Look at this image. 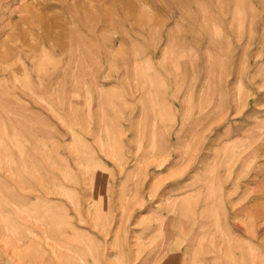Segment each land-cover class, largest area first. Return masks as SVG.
Returning <instances> with one entry per match:
<instances>
[{
	"label": "rangeland",
	"instance_id": "1",
	"mask_svg": "<svg viewBox=\"0 0 264 264\" xmlns=\"http://www.w3.org/2000/svg\"><path fill=\"white\" fill-rule=\"evenodd\" d=\"M7 1L0 264H264V197L235 192L242 142L264 192V0Z\"/></svg>",
	"mask_w": 264,
	"mask_h": 264
},
{
	"label": "bare ground",
	"instance_id": "2",
	"mask_svg": "<svg viewBox=\"0 0 264 264\" xmlns=\"http://www.w3.org/2000/svg\"><path fill=\"white\" fill-rule=\"evenodd\" d=\"M8 1H13V0H8ZM7 1V2H8ZM46 1H48V0H46ZM61 1V0H60ZM70 2H71V5H69V8H72V9H75V8H79L80 10H78V11H83V18H84V20H85V22H93L96 18H98L97 17V15L96 14H94V15H90V14H87V12L85 11V9H84V7L85 6H87L88 7V5H89V3H88V5H86V3H87V1H89V2H92V3H96V2H99V3H104V0H69ZM106 1V0H105ZM136 1V0H135ZM178 1V6H179V9H180V11L179 12H185L186 11V6H187V4L189 3V1L190 0H177ZM195 1V0H194ZM64 1H62V3H63ZM160 2V3H159ZM64 3H67V2H64ZM99 3H96V5L97 4H99ZM122 3V2H121ZM125 3V2H124ZM134 3V2H133ZM139 3L140 4H138V5H136V7L135 6H133V5H131V7H130V9L132 10V9H135L136 8V10L137 9H139L140 11H142V8L144 7V6H142V5H145L146 7H148V9H146L147 11H145L146 12V15L147 14H149V13H151V11H152V8L153 7H161V9L164 7V6H167V7H170L171 5H172V3H173V0H139ZM115 4V3H114ZM58 5H59V3H58ZM93 5V4H92ZM36 6H38L39 8L41 7V9H42V7H43V10L44 9H47V8H49V6L47 7L45 4H42L41 3V5L39 4V5H28L27 4V2L26 1H24L20 6H19V11H21V12H23V13H25V15H24V17L22 18V20H27L28 21V19H30V17L34 20V21H36L37 22V24H39V26L40 27H43V25H44V23H43V21L42 22H40L41 21V14H42V12L40 11V9H38V10H36L37 8H35ZM60 6H61V4H60ZM97 6H99V5H97ZM58 7V6H57ZM62 7V6H61ZM64 7V6H63ZM93 7V6H92ZM105 7V6H104ZM166 7V8H167ZM63 9V8H62ZM89 9V8H88ZM99 9V8H98ZM106 9V8H105ZM96 11H98L97 9H96ZM114 12V11H113ZM126 12V11H125ZM91 13V12H90ZM108 13V12H107ZM170 13V12H169ZM66 14H67V16H69L68 18H70V19H72V17H73V11H71V9H70V12L68 13V12H66ZM27 15V16H26ZM29 15V16H28ZM99 15V14H98ZM103 15H105V14H103ZM46 16V15H45ZM95 16V17H94ZM106 16V15H105ZM125 16V15H124ZM171 16H172V14L170 13L167 17H170L171 18ZM43 17H44V15H43ZM47 17V16H46ZM147 17V16H146ZM60 18H62V17H60ZM74 18V17H73ZM63 19V18H62ZM67 19V18H66ZM105 19V18H104ZM113 19V18H112ZM56 20H54L53 22H55ZM72 21V23H74L76 20L75 19H72L71 20ZM63 22V21H62ZM97 22H98V20H97ZM101 22V21H100ZM99 22V23H100ZM66 23V22H65ZM83 23V22H82ZM104 23V22H103ZM37 24H35V25H37ZM48 24V23H47ZM55 24V23H54ZM57 24V23H56ZM55 24V25H56ZM53 25V24H52ZM84 25V24H83ZM99 25V24H98ZM98 25H96V27L94 28L93 26H95V25H91L93 28H86V29H77V28H69V26H67L66 24L64 25H62V26H59L58 27V29H61V31H66V33H68L69 35H78V34H88V35H93V34H97L98 32H99V30H97L96 28H97V26ZM48 26V25H47ZM65 26V27H64ZM73 26H74V24H73ZM86 26V25H85ZM100 26V25H99ZM1 27V26H0ZM37 27H38V25H37ZM56 27V26H55ZM86 27H89V26H86ZM2 28V27H1ZM15 28V27H14ZM13 28V29H14ZM79 28V27H78ZM103 28V27H102ZM12 29V28H11ZM42 30H43V28H41ZM131 29V28H130ZM44 30H46L47 31V29L45 28ZM49 30V29H48ZM60 31V30H59ZM60 31V32H61ZM101 32H103V33H106V28H103V29H101L100 30ZM115 31H117V32H120V33H123V34H125L126 33V31H123V30H115ZM55 32H56V30H55ZM131 33H137L138 32V30L136 31V29L134 30H132V31H130ZM144 32H146L145 34H147V33H154V30L153 29H148V30H146V31H144ZM43 33V32H42ZM58 33V32H57ZM66 33H64V34H66ZM9 35H11L12 33H8ZM50 34V32L48 33V35ZM100 34V33H99ZM138 34V33H137ZM15 35V34H14ZM14 35H13V37H14ZM87 35V36H88ZM15 36H17V34L15 35ZM18 37V36H17ZM11 38V37H10ZM88 38H90V37H88ZM7 44V43H6ZM10 47V46H9ZM262 138V137H261ZM259 140H261V139H259ZM247 141V140H246ZM239 150H238V152H237V155H236V161H235V164H236V168H237V172L235 173V177H236V179H235V187H236V196H237V198H238V202H239V205L241 206V209L243 210V209H248V208H252V210H256V209H258L259 210V206H254V207H250V206H248V204H249V202H251V201H256V200H258V199H260V198H262V197H264V192H260V191H258V190H256V189H252V188H250L251 187V184H252V179H251V177H249V176H247L248 175V173H246V170H247V163H248V161H249V158H250V154H248L246 151L247 150H245L244 148H243V142L242 143H240V145H239V148H238ZM264 149V144L262 143L259 147H258V150L256 151V153H260V151H262ZM256 155V154H255ZM258 179V178H257ZM244 180H246V182L244 183ZM255 180V179H254ZM261 186V185H260ZM263 186V185H262ZM258 188H260V187H258ZM264 202V201H263ZM263 204V203H262ZM263 209V208H262ZM239 210V209H238ZM250 211V210H249ZM240 213V212H239Z\"/></svg>",
	"mask_w": 264,
	"mask_h": 264
}]
</instances>
